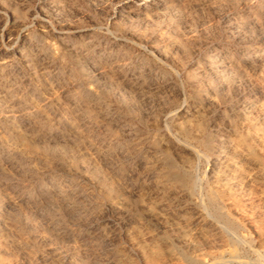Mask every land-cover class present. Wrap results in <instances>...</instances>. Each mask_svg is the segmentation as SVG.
I'll return each instance as SVG.
<instances>
[{
    "label": "rangeland",
    "instance_id": "1",
    "mask_svg": "<svg viewBox=\"0 0 264 264\" xmlns=\"http://www.w3.org/2000/svg\"><path fill=\"white\" fill-rule=\"evenodd\" d=\"M121 1L0 0L2 264H264V0Z\"/></svg>",
    "mask_w": 264,
    "mask_h": 264
},
{
    "label": "bare ground",
    "instance_id": "2",
    "mask_svg": "<svg viewBox=\"0 0 264 264\" xmlns=\"http://www.w3.org/2000/svg\"><path fill=\"white\" fill-rule=\"evenodd\" d=\"M121 1V0H120ZM176 3V2H175ZM169 6H170V2L168 1V0H122L121 1V3H120V6H119V11H118V13H116L117 14V18H119V19H122V18H125V17H130L131 18V16L134 14V12H136V14L137 15H139V18L140 17H143V16H141V15H146V13L147 12H149L150 10H153V9H169ZM184 6V5H183ZM174 8V7H173ZM176 9V8H175ZM174 9V10H175ZM118 10V9H117ZM185 10V9H184ZM183 10V11H184ZM165 11V10H164ZM171 11V10H170ZM178 11V10H177ZM117 12V11H116ZM153 12H155V11H152V13ZM157 12V11H156ZM164 13V12H163ZM155 14V13H154ZM156 15V14H155ZM153 16V15H152ZM183 17V16H182ZM134 19H135V17H134ZM142 19V18H141ZM141 19H139V20H141ZM151 20V19H150ZM149 20V21H150ZM123 22H124V20H122ZM144 21H145V19H144ZM179 21V20H178ZM119 22V21H118ZM127 22V21H126ZM130 22H132V21H130ZM134 22V21H133ZM128 23V22H127ZM145 23H147V22H145ZM123 24V23H122ZM148 24V23H147ZM135 25H136V22H135ZM142 25V24H141ZM150 25V24H149ZM130 26V25H129ZM145 25H143L142 26V29H143V27H144ZM181 27V26H180ZM149 28V27H148ZM180 29V28H179ZM135 30V29H134ZM179 31V30H178ZM141 33V32H140ZM183 33V32H182ZM137 34V33H136ZM135 34V35H136ZM181 34V33H180ZM183 36V35H182ZM138 37V36H137ZM140 37V36H139ZM182 39H184V38H182ZM108 42V41H107ZM139 42V41H138ZM147 42V41H146ZM185 42V41H184ZM196 42V41H195ZM106 43V42H105ZM188 43H189V41H188ZM201 43V42H200ZM124 44V43H123ZM196 44H197V42H196ZM198 44H199V41H198ZM125 45V44H124ZM123 45V46H124ZM145 45V44H144ZM112 46V45H111ZM127 47V46H126ZM150 48H151V46H150ZM103 49V48H102ZM101 49V50H102ZM130 49V48H129ZM154 49V48H153ZM145 51V50H144ZM104 52V51H103ZM106 52V51H105ZM127 52V51H126ZM259 52V51H258ZM101 53V52H100ZM110 53V52H109ZM118 53V52H117ZM102 54V53H101ZM132 54V53H131ZM216 54V53H215ZM98 55V54H97ZM127 55H128V53H127ZM142 55V54H141ZM255 55V54H254ZM262 56V55H264V51H261L259 54H256V56ZM130 56V55H129ZM216 56V55H215ZM94 57V56H93ZM111 57V56H110ZM119 57V56H118ZM128 57V56H127ZM253 57V56H252ZM252 57H250V58H252ZM218 58V57H217ZM221 58V57H220ZM258 58V57H257ZM104 59V58H103ZM118 59V58H117ZM144 59V58H143ZM222 60V59H221ZM262 60V59H261ZM86 61V60H85ZM101 61V60H100ZM260 61V60H259ZM104 62V61H103ZM130 62V61H129ZM203 62L204 63H209V66H212L214 63H213V56L212 55H208V56H206V58H205V60H203ZM202 62V63H203ZM234 62V61H233ZM264 62V61H263ZM88 63V62H87ZM111 63V62H110ZM90 64V63H89ZM129 64V63H128ZM140 64V63H139ZM143 64V63H142ZM251 64V63H250ZM258 64V63H257ZM141 65V64H140ZM145 65V64H144ZM207 65V64H206ZM233 65H234V63H233ZM242 65V64H241ZM122 66V65H121ZM197 66V65H196ZM217 66V65H216ZM248 66H250V65H248ZM258 66H259V64H258ZM207 67V66H206ZM131 68V67H130ZM133 68V67H132ZM201 68V67H200ZM203 68V67H202ZM224 68V67H223ZM239 68V67H238ZM241 68V67H240ZM254 68V67H253ZM184 69V68H183ZM193 69V68H192ZM209 69V68H208ZM207 69V70H208ZM213 69V68H212ZM186 70V69H185ZM195 70V69H194ZM196 70H198V68H196ZM211 70V69H210ZM231 70V69H230ZM113 71V70H112ZM149 71V70H148ZM214 71V70H213ZM216 71V70H215ZM220 71V70H219ZM236 71V70H235ZM114 72V71H113ZM202 72V71H201ZM211 72V71H210ZM102 73V72H101ZM100 73V74H101ZM129 73V72H128ZM151 73V72H150ZM197 73V72H196ZM243 73V72H242ZM119 74V73H118ZM195 74V73H194ZM200 74H202V73H200ZM239 74V73H238ZM95 75V74H94ZM98 75V74H97ZM148 75V74H147ZM196 75V74H195ZM215 75V74H214ZM217 75V74H216ZM122 76V75H121ZM149 76V75H148ZM225 76V75H224ZM232 76V75H231ZM135 77V76H134ZM206 77H208V76H206ZM223 77V76H222ZM212 78V77H211ZM210 78V79H211ZM100 79V78H99ZM135 79V78H134ZM198 79V78H197ZM208 79V78H207ZM217 80V79H216ZM229 80V79H228ZM213 81V80H212ZM232 81V80H231ZM122 82V81H121ZM192 82V81H191ZM196 82V81H195ZM215 82V81H214ZM219 82H221V81H219ZM194 83V82H193ZM227 83V82H226ZM122 84V83H121ZM155 84V83H154ZM158 84V83H157ZM193 85V84H192ZM195 85V84H194ZM217 85V84H216ZM222 85V84H221ZM232 85V84H231ZM161 86V85H160ZM196 86V85H195ZM206 86V85H205ZM158 87V86H157ZM228 87V86H227ZM208 89V88H207ZM258 89V88H257ZM86 90V89H85ZM90 90V89H89ZM203 91V90H202ZM209 94V93H208ZM262 95V94H261ZM212 99V98H211ZM196 106V105H195ZM192 108V107H191ZM190 110V109H189ZM196 111V110H195ZM246 111V110H245ZM190 111H188V109L187 110H185L184 111V119L185 118H187L189 115H190V113H189ZM243 113V112H242ZM240 138H241V136H240ZM201 139V138H200ZM237 139V138H236ZM251 140V139H250ZM256 140V139H255ZM223 141V140H222ZM257 141H259V140H257ZM224 142V141H223ZM234 144V143H233ZM256 144V143H255ZM258 144H259V142H258ZM248 145V144H247ZM254 145V144H253ZM228 146V145H227ZM194 147V146H193ZM224 147V146H223ZM231 147V146H230ZM230 147H228V148H230ZM188 148V147H187ZM257 148V147H256ZM255 147H253V146H251V145H248L247 146V150L249 151V153H250V155L253 157V159L255 158V159H258L259 160V153H258V150L256 149ZM224 149V148H223ZM196 150V152L197 153H199V150H197V149H195ZM225 150V149H224ZM239 150V149H238ZM229 151V150H228ZM247 151V152H248ZM236 152H238V151H236ZM240 152V151H239ZM228 153V152H227ZM218 154V153H217ZM241 154H242V152H241ZM263 156V155H262ZM235 156H233V154H232V156H229V155H227L224 151H223V153L222 154H219V156H218V159L213 163V165H214V167H215V169H217V172H220V171H222V169L223 168H231V171L233 172V174H234V177L233 178H238L237 180H239V184L240 185H242V183L244 184V181H243V179L240 177V175H241V172L240 171H242V166L245 164V161L242 159L241 160V162L239 161V159H236V160H234L233 158H234ZM248 158V157H247ZM87 160V159H86ZM229 160H232V162H231V164L229 163ZM249 162V161H248ZM256 162V161H255ZM97 163V162H96ZM249 164V163H248ZM260 164V163H259ZM246 165V164H245ZM246 166H248V165H246ZM254 166V165H253ZM264 166V165H263ZM256 167V166H255ZM254 168V167H253ZM258 168H260V167H258ZM245 169H248V168H245ZM255 169V168H254ZM252 170V169H251ZM261 170V169H260ZM214 171V170H213ZM262 171V170H261ZM223 172H225V171H223ZM243 172V171H242ZM211 173V172H210ZM228 173H229V171H228ZM222 174V173H221ZM208 175H209V173H208ZM220 175V174H219ZM232 175V174H231ZM218 177V176H217ZM243 177H245V176H243ZM247 177H249V176H247ZM210 178V177H209ZM233 178H231V179H233ZM252 178H250V180H251ZM210 180H212L211 178H210ZM245 180V179H244ZM247 180V179H246ZM215 181H216V179H215ZM210 182H212V181H210ZM235 182H237L236 180H235ZM250 182V181H249ZM201 183V182H200ZM248 183V182H247ZM252 183V182H251ZM197 184V183H196ZM245 184H246V182H245ZM228 185V184H227ZM236 185V184H235ZM238 185V184H237ZM240 185H238V186H240ZM65 186V185H64ZM243 186V185H242ZM247 186V185H246ZM250 186V185H249ZM200 187H202V186H200ZM245 187V186H244ZM209 214V213H208ZM214 219V218H213ZM225 227V226H224ZM230 232H231V230H230ZM232 233V232H231ZM235 233V232H234ZM236 235V234H235ZM221 239H222V241H224L225 242V238L224 237H221ZM163 255H164V253H163V251L160 249V248H158L155 252H154V254H152L151 255V258H150V260H151V262L153 263V264H159L160 263V261H161V259H162V257H163ZM164 258H165V256H164ZM163 260V259H162ZM221 262V261H220ZM0 264H2V262H1V260H0Z\"/></svg>",
    "mask_w": 264,
    "mask_h": 264
}]
</instances>
